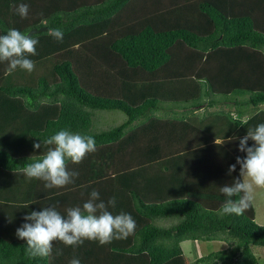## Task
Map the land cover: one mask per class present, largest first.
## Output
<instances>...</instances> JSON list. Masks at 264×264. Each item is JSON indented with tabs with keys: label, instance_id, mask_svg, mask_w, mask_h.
Instances as JSON below:
<instances>
[{
	"label": "trees",
	"instance_id": "obj_1",
	"mask_svg": "<svg viewBox=\"0 0 264 264\" xmlns=\"http://www.w3.org/2000/svg\"><path fill=\"white\" fill-rule=\"evenodd\" d=\"M20 3L29 5L26 18L13 7ZM139 4L0 0V34L48 28L35 34L34 71L6 74L0 62V264H69L74 257L81 264H187L184 241L222 236L232 248L197 264H259L251 245L264 247V226L254 204L242 215H221L227 197L220 188L239 176V165L231 175L228 169L246 156L240 138L264 123V0H170L151 17L132 12ZM57 28L62 41L49 32ZM183 46L202 64L175 60ZM208 97L215 110L206 115L151 119L167 103L193 112ZM222 100L230 109H217ZM98 111H120L127 120L99 132ZM60 130L91 135L96 151L69 161V170H79L74 183L49 189L23 169ZM70 190H106L100 200L115 197L109 211L131 214L134 234L103 246L56 241L51 256L30 257L16 235L29 222L24 217L53 205L64 213L90 199H72ZM170 217L178 220L171 227L158 223Z\"/></svg>",
	"mask_w": 264,
	"mask_h": 264
},
{
	"label": "clouds",
	"instance_id": "obj_2",
	"mask_svg": "<svg viewBox=\"0 0 264 264\" xmlns=\"http://www.w3.org/2000/svg\"><path fill=\"white\" fill-rule=\"evenodd\" d=\"M13 7L21 18L28 16L29 5L20 3ZM49 32L57 40H63L61 29H50ZM38 43L36 35L15 28L0 34V62H7L6 74L17 68L29 73L34 71L35 61L28 57L37 54ZM249 140L254 141L252 146H249ZM43 143L50 147L39 159L26 164L23 172L29 179L45 181V187L49 189L74 183L79 173L69 170V161L79 164L89 153L96 151L94 137L69 130H60ZM33 147L40 149L41 143H34ZM239 151L246 153V156H237L236 163L228 169L231 175L239 165V176L231 184L220 188L227 197L221 205V215H242L252 207L256 190L264 188V123L248 128L247 134L239 140ZM115 205V197L105 203L100 200L99 192L93 190L82 207H69L64 213L54 205L44 207L42 211H32L24 217L29 222L18 228L16 235L26 241V253L30 257L51 256L56 241L74 248L82 246L85 240L98 241L102 246L110 244L114 239H126L134 234L137 227L131 214H113L109 211V206L114 208ZM56 254L62 255L63 250L57 249ZM69 264H81V260L74 257Z\"/></svg>",
	"mask_w": 264,
	"mask_h": 264
},
{
	"label": "rangeland",
	"instance_id": "obj_3",
	"mask_svg": "<svg viewBox=\"0 0 264 264\" xmlns=\"http://www.w3.org/2000/svg\"><path fill=\"white\" fill-rule=\"evenodd\" d=\"M173 109H175V106L173 105H162L161 114L171 116L172 114H170V111ZM93 119L95 121L93 122V127L95 126V130L102 132L119 127L120 125L126 122L127 116L120 111H98L93 117ZM253 204L256 210V222L259 225L264 226V188H259L256 190L255 200ZM176 222L177 220L171 217L168 219L158 220V223L160 225L167 227H171V225ZM223 238L224 237L222 236L213 241H198L197 243L192 240L184 241L182 244V249L184 252V256L187 260V264H197V261L199 259L206 257L211 253H216L225 250L229 251L232 248L231 244L229 243H231L233 240L231 238L222 240ZM251 251L258 258L259 264H264V247L251 245Z\"/></svg>",
	"mask_w": 264,
	"mask_h": 264
},
{
	"label": "crops",
	"instance_id": "obj_4",
	"mask_svg": "<svg viewBox=\"0 0 264 264\" xmlns=\"http://www.w3.org/2000/svg\"><path fill=\"white\" fill-rule=\"evenodd\" d=\"M134 1L136 3L138 1L140 2L139 6L136 8L137 10L132 11L135 14H138V15L141 13L139 15V17L145 11H146L147 17H151V15L148 14V13H150L152 11H153V13L156 12L157 9L159 8L158 6L159 5L163 6L162 3L165 2V1L166 2H170V0H134ZM193 2L191 1L189 3H193ZM130 7L133 8L132 5ZM182 49L184 50V52H182L181 49H179V47L175 50V52H176V59L174 57L175 60H181V61L190 62V63H193V61H194V63L197 64V65L202 64V61H200V59H198V57L195 56V54H194L195 51H196L195 49L190 48L188 46H183ZM205 60H206V58L203 61H205ZM239 64H241V63H239ZM202 97H204V96L202 95ZM207 100L208 101L210 100L209 97L202 99L203 105H200L198 108L196 107L195 109H193L194 110L193 112L190 109L186 108L185 106H180V104H170V103H167V105H173V106H175V109H173V110L170 111V114H172L171 116H174V115H178L179 114V115H182V117L183 116L184 117H190V116H192L190 113H192V114H194L196 116H198V115L200 116V115H206L207 113L213 112V110H215V107L214 108H210L209 107V105L207 104ZM217 104H218L217 105V107H218L217 109H222L226 105L223 100L220 101V102H218ZM211 109H212V111H211ZM225 109L228 110L230 108L225 107ZM161 111H162V106H161V108L155 110L153 113H150L151 119L154 116H158V117H166V116L167 117H171V116L164 115V114L162 115L161 114L162 113ZM183 114H185V115H183ZM57 191H61V190H57ZM96 191H98L99 194H102L103 195V192L106 191V190H96ZM91 192H92V190H70V193L73 195L72 196V199H73V197H75L78 201L79 200H86V199H88L90 197ZM173 219H175V218H173ZM175 220H177V219H175ZM195 243H197V242H195ZM182 244H181V246H182Z\"/></svg>",
	"mask_w": 264,
	"mask_h": 264
},
{
	"label": "water",
	"instance_id": "obj_5",
	"mask_svg": "<svg viewBox=\"0 0 264 264\" xmlns=\"http://www.w3.org/2000/svg\"><path fill=\"white\" fill-rule=\"evenodd\" d=\"M47 30H48L47 27H43V28H40V29H33L29 33H30V35H35V34H39V33H42L44 31H47Z\"/></svg>",
	"mask_w": 264,
	"mask_h": 264
}]
</instances>
